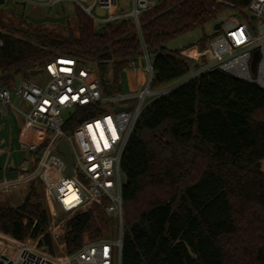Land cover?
<instances>
[{
    "label": "trees",
    "instance_id": "1",
    "mask_svg": "<svg viewBox=\"0 0 264 264\" xmlns=\"http://www.w3.org/2000/svg\"><path fill=\"white\" fill-rule=\"evenodd\" d=\"M249 2L161 0L140 14L139 32L131 21L97 31L76 6L75 31L65 24H0V84L12 88L17 78L26 80L54 56L67 54L111 63L116 92L121 72L146 49L151 88L157 89L192 68L188 58L168 48L170 42ZM77 119L75 114L68 124ZM262 160L264 89L257 84L212 70L152 99L121 163L126 181L120 264H264ZM39 196L32 186L16 208L0 206V232L20 241L42 235L49 216ZM114 227L101 206L93 205L70 220L61 243L72 253L86 241L111 236ZM41 245L53 253L48 236Z\"/></svg>",
    "mask_w": 264,
    "mask_h": 264
},
{
    "label": "built area",
    "instance_id": "2",
    "mask_svg": "<svg viewBox=\"0 0 264 264\" xmlns=\"http://www.w3.org/2000/svg\"><path fill=\"white\" fill-rule=\"evenodd\" d=\"M17 1L34 7H54L69 1L91 19L95 30L131 21L138 32L140 14L156 4L152 0H130V10L126 11L117 7L116 0ZM97 10L103 15H97ZM239 12L247 14L256 32L244 19L214 21L213 26L219 24V28L213 30L214 37L198 55V61H202L192 77L219 70L264 89V0H250ZM254 52H258V59L252 74ZM142 57L147 81L135 96L106 93L87 60L67 54L54 56L39 71L47 77L41 84L21 77L12 88L0 84V119L14 107L13 96L24 105L25 111H17L27 124L41 129V139L27 147L30 152H39L35 168L23 171L16 179L0 181V190L39 180L49 216L44 233L36 239L20 241L0 232V264L121 263L122 189L126 181L121 163L141 111L149 98L157 94L151 88L154 72L146 49ZM128 68L136 75L135 63ZM133 98L138 100L135 105ZM69 110L72 117L78 115V121L71 125L68 121L72 117L65 120L61 115ZM62 140L69 148L72 174L66 173L65 157L56 150ZM93 205L101 206L105 215L114 220L116 235L86 241L67 253L61 243L69 228L66 224ZM44 236L51 239L53 253L48 246L41 245Z\"/></svg>",
    "mask_w": 264,
    "mask_h": 264
},
{
    "label": "rangeland",
    "instance_id": "3",
    "mask_svg": "<svg viewBox=\"0 0 264 264\" xmlns=\"http://www.w3.org/2000/svg\"><path fill=\"white\" fill-rule=\"evenodd\" d=\"M155 3H158V1H156ZM74 7L75 6L73 5V3L69 1H62L61 3L55 5L54 7H34L33 5H30L28 3H21L18 2L17 0H5L4 4L0 5V24H3L5 26L9 25L15 28L17 27L24 28L29 24V22H31L27 17H33V18L58 17V18H65L64 23H51V24H60V25L65 24L75 31L76 21L74 18ZM129 10L130 7L129 9H126V11ZM230 18H233L234 20L237 21H241L242 19H244L250 24L253 33L256 32L253 26V22L249 20L247 14L241 13L239 11L227 10L217 18V21H221V20L226 21L229 20ZM45 23H49V22H45ZM212 27H213V22H210L206 24L203 29H197L181 37H178L169 43L168 48L172 51L182 52L190 48H193L194 46H199L200 44L199 41L203 37L206 38L204 44L207 46L209 41L214 37ZM0 29L4 31V29L2 28ZM201 61H199V63H201ZM87 62L92 66L94 70V74L100 80L103 89L107 93H112L113 91L112 88L114 86V75H113L112 64L107 63L105 65H99L97 62H92L88 60ZM145 64L146 63L143 57L137 59V62L135 64L136 75L134 74V71L132 69L130 68L124 69L119 75V78L117 79V83H116L117 87L115 91L123 96H135L140 89H144L147 81V77L144 72ZM191 71L193 70L191 69ZM191 71L188 75H186L185 77L181 78L178 81H175L168 85L160 86L157 89L152 88V90L156 91L157 94L149 98V102L152 99L168 92L169 90L174 88L175 85H177L178 83L180 84L181 81L185 79H190L193 76L192 73H194ZM26 80L30 83L41 84L47 80V77L44 72H36L30 74ZM159 89L160 90L166 89V90L160 92ZM133 99L134 100H132V102L133 105H135V103H137L138 100L135 98ZM12 103L15 108L25 111L24 105L20 104L18 100H14L13 96H12ZM9 112L11 113V115L15 113L14 109L12 108H9ZM71 113H72L71 110L63 111L61 115L63 119L66 120L72 117ZM18 128L19 126L16 125L15 122H13L12 125H7L6 129L0 133V139L4 137L6 139V144L3 145V147L0 146V181L11 180L14 177H16L17 171L19 170L23 161L28 162V166H29L28 171L33 170L39 158V152L38 153L30 152L27 149L28 145L26 143L18 142L17 140ZM40 131L41 129L34 130L33 140L36 142H38L39 139H41L39 134ZM261 170L262 172H264V160H262L261 162ZM32 186L36 189V191L40 195L39 200L41 205L45 209H47L46 202L43 198L41 183L39 182V180H35L31 184L23 183L18 186L10 187L7 189H1L0 206L16 208L23 202L24 199V196H22L20 191L25 192L27 190L26 193H28L30 187ZM18 189H20V191ZM40 203L38 205H40ZM115 235H116V230L114 227L111 236L109 237H114Z\"/></svg>",
    "mask_w": 264,
    "mask_h": 264
},
{
    "label": "crops",
    "instance_id": "4",
    "mask_svg": "<svg viewBox=\"0 0 264 264\" xmlns=\"http://www.w3.org/2000/svg\"><path fill=\"white\" fill-rule=\"evenodd\" d=\"M152 1L156 2L157 0H152ZM130 2H131L130 0H116V5H117V7H119V9L126 10V9H129ZM201 52L202 51L200 50L199 46H194L193 48H190L188 50L180 52L183 56H185L186 58H188L190 60V62H191L190 64L192 67L191 69L193 70L191 72H194V73L196 72V69L199 66L198 55ZM136 62H135V64H136ZM186 80L187 79L181 81L180 83L185 82ZM177 85H175V86H177ZM164 90H166V89L160 90V92H162ZM10 108L14 109L15 113H13L11 115V113L9 112V109H8L7 113L0 119V133L6 129L7 125H12V123L15 122V124L19 126V128L17 129V140H18V142L19 143H26L27 145H29L30 143H33L34 142V140H33L34 139V130L40 129V128L34 127V126L33 127L29 126V124H27V122L24 120V118L19 114V112L17 111V108H14V107H10ZM10 137H11V135H10ZM5 144H6V139L4 137V138L0 139V146L3 147V145H5ZM25 170H29V166H28L27 161H23L19 170L17 171V176L14 177L13 179H16ZM13 179H11V180H13ZM3 181H9V180H3ZM18 190L20 191V189H18ZM26 191L25 192L20 191L22 196L25 197L27 195Z\"/></svg>",
    "mask_w": 264,
    "mask_h": 264
},
{
    "label": "water",
    "instance_id": "5",
    "mask_svg": "<svg viewBox=\"0 0 264 264\" xmlns=\"http://www.w3.org/2000/svg\"><path fill=\"white\" fill-rule=\"evenodd\" d=\"M158 2H160L161 0H157ZM4 4V0H0V5ZM97 15L102 16L103 13L101 11H96ZM32 23L35 24H40V23H45V22H49V23H64L65 18H58V17H46V18H33V17H27ZM253 18V17H252ZM219 28V24H215L212 29L215 31ZM258 59V52H254L253 53V58H252V62L250 65V69L252 74H254L255 72V66H256V62ZM119 110V109H118ZM56 150L61 152L66 160V173L67 174H72L71 171V164H70V154H69V148L66 144V142L64 140L60 141L57 146H56ZM66 227H69V222L66 224Z\"/></svg>",
    "mask_w": 264,
    "mask_h": 264
}]
</instances>
